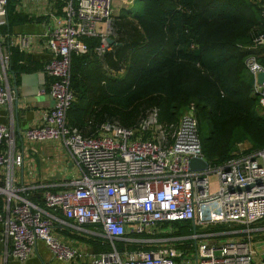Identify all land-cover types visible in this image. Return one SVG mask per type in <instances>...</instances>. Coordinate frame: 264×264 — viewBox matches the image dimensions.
<instances>
[{"label":"built area","instance_id":"obj_1","mask_svg":"<svg viewBox=\"0 0 264 264\" xmlns=\"http://www.w3.org/2000/svg\"><path fill=\"white\" fill-rule=\"evenodd\" d=\"M60 1L61 10L49 14L43 34L51 52L43 71L54 104L20 140L11 125L0 124V264L27 259L37 241L54 259L70 264H255L252 232L264 231L254 226L264 219V150L211 166L192 106L175 124L159 123L156 108L135 128L102 123L97 132L84 135L68 124L66 113L75 98L69 87L71 55L89 51L85 37L100 38L94 48L98 55L109 49L115 0ZM7 3L0 0V27L7 23ZM260 7L264 20V2ZM20 41L25 45L27 39ZM263 42V35L255 40ZM0 62L2 105L16 91L8 81V57L0 55ZM245 65L264 107V82L256 81L264 66L254 54ZM48 140L67 149L78 177L64 181L62 189L45 187L37 201L32 196L38 188L21 183L18 171L28 144ZM191 158L204 159L207 168L191 170ZM213 171L218 182L211 190L208 173ZM210 203L214 214L206 208ZM175 222L188 224V232L165 227ZM56 228L105 239L111 249L82 252L55 236ZM116 241L123 242L122 250L115 248Z\"/></svg>","mask_w":264,"mask_h":264},{"label":"trees","instance_id":"obj_2","mask_svg":"<svg viewBox=\"0 0 264 264\" xmlns=\"http://www.w3.org/2000/svg\"><path fill=\"white\" fill-rule=\"evenodd\" d=\"M14 1L6 6L8 27L28 21L16 13ZM262 2L134 0L131 7H121L112 20L109 49L98 55L94 48L100 38L85 37L89 51L71 55L69 87L75 98L66 113L68 124L84 135L94 134L102 123L135 128L151 108L159 123L175 124L192 106L201 150L211 166L264 150V107L245 65L254 54L264 66V42L255 44L264 36ZM63 4L57 1L58 12ZM10 69L15 75L24 70L12 57ZM244 142L250 147L240 151ZM39 196L36 191L32 199L39 201ZM173 224L188 232L189 225ZM114 245L123 248L121 241ZM110 249L102 244L96 251Z\"/></svg>","mask_w":264,"mask_h":264},{"label":"crops","instance_id":"obj_3","mask_svg":"<svg viewBox=\"0 0 264 264\" xmlns=\"http://www.w3.org/2000/svg\"><path fill=\"white\" fill-rule=\"evenodd\" d=\"M57 1L54 4L51 0H15L14 10L19 16H27L28 21L14 23L11 27H8L7 22V28L0 30V55L8 57L9 61L12 57L14 62L24 68L16 75L13 74L17 84L18 104H15L14 97L11 101L0 105V124L11 125L18 140L23 132L35 125L54 104L52 96L47 91L49 79L43 71V65L51 55L43 34L49 14L54 10L58 12L55 8ZM116 5L119 9L126 6L122 2ZM118 10L116 12L114 10V13ZM21 37L27 39L25 45H22ZM10 71L13 73L11 69ZM11 72L8 73V81L10 86H13ZM249 147L248 142L238 145L240 151ZM25 153L23 166L18 171L20 181L24 185H36L39 192L45 187L53 190L62 189L64 181L78 177L69 152L58 141L29 143ZM56 231L65 234L62 232L65 230L56 228ZM61 241L82 252L98 253L96 249L104 244L105 239H76L67 235ZM1 248L0 241V257ZM255 255L257 258V253ZM254 260L255 264H258L257 259ZM5 264L70 263H62L54 259L45 243L37 241L27 259L23 261L8 259Z\"/></svg>","mask_w":264,"mask_h":264},{"label":"rangeland","instance_id":"obj_4","mask_svg":"<svg viewBox=\"0 0 264 264\" xmlns=\"http://www.w3.org/2000/svg\"><path fill=\"white\" fill-rule=\"evenodd\" d=\"M51 1H53L54 4L56 2V0H51ZM58 1H60V0H58ZM133 1L134 0H126V2H128L126 5L131 7V5H133ZM118 2L121 3L120 0H115V6H114L115 12L119 9V7L116 5V3H118ZM188 110L189 109L186 107V108L183 109L182 113H186V112H188ZM208 181L210 183L211 190H213L215 188L217 182H218L217 173L214 172V171L213 172H209L208 173ZM206 208H207L209 214H214V213L217 212V210L215 208V203L207 204ZM254 226H258V227L264 228V219L257 221L254 224ZM165 227L167 229L178 228V226L173 224V223H167L165 225ZM252 233L256 234L254 236V244H253V248L255 250V253H257V258H255V259H257L258 264H264V231H260L258 233H256V232H252ZM54 235L57 236L60 240L64 239V236L67 237V235L62 234V233H60V232H58L56 230L54 231ZM255 257H256V255H255Z\"/></svg>","mask_w":264,"mask_h":264},{"label":"water","instance_id":"obj_5","mask_svg":"<svg viewBox=\"0 0 264 264\" xmlns=\"http://www.w3.org/2000/svg\"><path fill=\"white\" fill-rule=\"evenodd\" d=\"M106 42L108 45H111L112 43H114V40L111 37H107L106 38ZM12 73V72H11ZM14 72L12 73V77H13V86L12 88L16 91V96H15V104H18V94H17V84H16V79H15V75H13ZM256 81L258 84H261L262 82H264V72H259L257 74L256 77ZM190 169L191 170H197V169H206L208 163L204 160V159H200V158H191L190 159ZM250 186L244 187V189H248Z\"/></svg>","mask_w":264,"mask_h":264},{"label":"flooded vegetation","instance_id":"obj_6","mask_svg":"<svg viewBox=\"0 0 264 264\" xmlns=\"http://www.w3.org/2000/svg\"><path fill=\"white\" fill-rule=\"evenodd\" d=\"M188 225V224H187Z\"/></svg>","mask_w":264,"mask_h":264}]
</instances>
